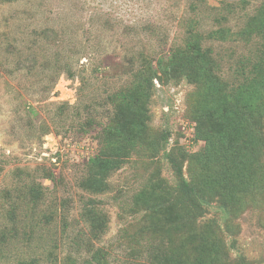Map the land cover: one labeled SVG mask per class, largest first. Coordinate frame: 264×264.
<instances>
[{
    "label": "rangeland",
    "instance_id": "rangeland-1",
    "mask_svg": "<svg viewBox=\"0 0 264 264\" xmlns=\"http://www.w3.org/2000/svg\"><path fill=\"white\" fill-rule=\"evenodd\" d=\"M191 34L214 50L222 64L214 74L229 86L241 66L253 67L245 57L255 65L264 49V0H0V264H149L152 245L163 248L146 207L151 190L176 184L163 152L140 148L91 193L79 184L99 153L101 128L85 133L81 126L88 111L106 124L109 98L144 64L157 67L184 49ZM62 57L72 59L74 79L54 71ZM202 87L180 78L155 80L147 106L148 134L168 130V150L188 155L185 176L192 166L201 172L200 162L190 160L206 147L195 138L193 120L211 102ZM260 163L256 190L239 195L234 212L211 202L198 220L201 227L219 226L221 233H214L225 245V264H264V159ZM37 184L46 188L44 203L29 196ZM85 207L107 215L99 239L82 218ZM181 233L172 232L171 246L181 244Z\"/></svg>",
    "mask_w": 264,
    "mask_h": 264
},
{
    "label": "trees",
    "instance_id": "trees-1",
    "mask_svg": "<svg viewBox=\"0 0 264 264\" xmlns=\"http://www.w3.org/2000/svg\"><path fill=\"white\" fill-rule=\"evenodd\" d=\"M46 33L44 30L43 35ZM70 38L76 41V32ZM260 53L255 65L252 56L245 57L253 67L241 66V70L235 71L233 83L239 78L241 82L228 86L222 76L214 74L222 67L214 57V50L203 49L201 40L191 34L184 49H177L166 59L159 60L157 67L144 64L128 86L109 98L113 107L108 112L106 124L89 111L82 122L81 129L85 133L93 126L101 128L97 136L99 153L89 160L87 174L80 180L79 185L85 191L98 194L108 177L119 171L132 154L143 147L154 154L163 152L170 164L176 184L163 192L151 190L149 203L146 202L150 231L163 243V248L152 245L147 252L149 264H225V245L214 233H221L219 226L212 223L213 229L211 224L201 227L198 220L204 215L208 203L216 202L228 215L242 203L239 195L248 196L256 190L259 164L264 159V67L261 64L264 49ZM53 67L57 75L63 73L69 79L76 77L72 59L57 58ZM164 78L186 79L198 87L204 86L202 89L211 97L205 111L193 116L195 138L206 141V147L190 162H200L201 172H196L192 166L185 176L184 164L188 155L181 148L168 150L171 138L168 130L148 134L151 116L147 106L154 81L164 82ZM75 108L76 117L81 118V109ZM45 177L54 181L51 173ZM45 194L46 188L40 184L29 188V196L37 203L45 202ZM98 212L92 214L85 207L82 214L94 239L101 238L107 227V215ZM179 230L183 232L178 237V244L183 239L181 246H171L169 237Z\"/></svg>",
    "mask_w": 264,
    "mask_h": 264
}]
</instances>
